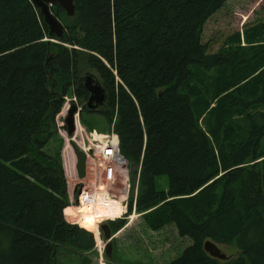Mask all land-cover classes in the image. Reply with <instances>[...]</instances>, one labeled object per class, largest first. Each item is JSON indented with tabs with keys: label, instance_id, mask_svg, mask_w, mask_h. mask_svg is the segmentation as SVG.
Returning a JSON list of instances; mask_svg holds the SVG:
<instances>
[{
	"label": "trees",
	"instance_id": "1",
	"mask_svg": "<svg viewBox=\"0 0 264 264\" xmlns=\"http://www.w3.org/2000/svg\"><path fill=\"white\" fill-rule=\"evenodd\" d=\"M226 2L74 0L72 16L51 6L57 38L31 0H0V264H61L65 252L90 264L92 232L63 213L55 117L66 95L87 129L97 111L108 129L115 119L138 174L127 215L134 207L149 229L173 223L192 239L168 264H264V13L212 51L204 24ZM88 70L105 94L99 110L85 106ZM206 239L236 251L211 257Z\"/></svg>",
	"mask_w": 264,
	"mask_h": 264
},
{
	"label": "rangeland",
	"instance_id": "2",
	"mask_svg": "<svg viewBox=\"0 0 264 264\" xmlns=\"http://www.w3.org/2000/svg\"><path fill=\"white\" fill-rule=\"evenodd\" d=\"M264 13V0H227V2L215 12L204 24V37H210V47L212 51H217L222 46H225L235 32H242V30L250 27L262 20ZM205 41V40H204ZM89 71V70H88ZM82 72L81 74H85ZM225 74V73H224ZM65 100V104H66ZM101 108V107H100ZM99 108V109H100ZM98 109V110H99ZM95 121V127L98 130H107L108 123L102 114L98 111L92 117ZM62 116L55 119L56 127L62 123ZM61 128H57L59 137L62 139V148L65 145V139ZM264 142V137L262 139ZM65 147L69 148L68 145ZM125 169L116 170L117 179L112 184L114 191L117 193V188L124 187V180L121 179ZM168 178L163 176L157 181L158 188H165ZM117 183V184H116ZM130 193L134 191L136 180L131 175L130 178ZM135 193V191H134ZM118 197V194H117ZM74 199L69 198V202L73 203ZM82 209V208H81ZM83 211V209H82ZM138 214V213H135ZM142 216L141 214H139ZM80 213L69 216L70 219L79 220ZM130 217L127 219L125 228L123 227L117 232H114L112 259H108V264H168L171 260L178 257L184 248L192 243V239L188 236H180L173 223L166 225L163 230L154 233V230L149 229L142 219L135 220L138 226H131ZM133 221V220H132ZM72 222V221H71ZM81 223V221H80ZM133 223V224H134ZM130 225V226H129ZM127 226V227H126ZM92 234L100 235V245L104 247L103 232L93 231ZM94 236V242H98V238ZM226 257L232 256L236 251L233 245L216 244ZM95 248V249H94ZM94 248L83 254L88 258L92 264L95 258L97 259V244ZM97 248V249H96ZM101 249V251H102ZM99 251V252H101ZM61 264H81L76 256L70 252H65L58 255Z\"/></svg>",
	"mask_w": 264,
	"mask_h": 264
},
{
	"label": "built area",
	"instance_id": "3",
	"mask_svg": "<svg viewBox=\"0 0 264 264\" xmlns=\"http://www.w3.org/2000/svg\"><path fill=\"white\" fill-rule=\"evenodd\" d=\"M112 131V130H111ZM109 133H97L95 130L85 133L84 137L78 142L86 153L85 176L82 179H76L82 183L79 201L91 206L94 209V217L100 219H111L117 211L126 209L129 200V190L127 188H119L118 197L112 199L109 190H103L96 185V182L104 181L107 184H113L117 176L116 170L125 169L128 176V161L121 153L117 143ZM99 222L95 223L96 229ZM97 259L93 264H106L103 249L98 252Z\"/></svg>",
	"mask_w": 264,
	"mask_h": 264
},
{
	"label": "water",
	"instance_id": "4",
	"mask_svg": "<svg viewBox=\"0 0 264 264\" xmlns=\"http://www.w3.org/2000/svg\"><path fill=\"white\" fill-rule=\"evenodd\" d=\"M35 6L40 8L42 15L44 16L45 22L49 27V35H56L57 37H61L63 33V27L59 21L50 13L49 11V3H57L63 8V10L68 14L72 15L74 11V0H32ZM83 79L85 80V87L90 91L89 97L86 101V106L88 108H95L98 105H101L105 100L104 91L99 86L98 82L95 80L93 74L87 73L83 75ZM77 112V106L71 104V108L68 110L66 117L64 119L65 122V131L66 136L70 139L69 146L74 153L75 156V164L74 167L77 171L78 177H83L85 174V154L81 148H79L76 142L71 138L73 132L75 130V116L74 113ZM82 184H77L73 193V197L75 200L80 192ZM106 224L102 223L100 228L103 232V240L105 242V254L107 258L111 257L112 254V231L108 228ZM204 250L212 257L218 259H225L226 255L221 252L218 246L211 240L207 239L203 244Z\"/></svg>",
	"mask_w": 264,
	"mask_h": 264
},
{
	"label": "bare ground",
	"instance_id": "5",
	"mask_svg": "<svg viewBox=\"0 0 264 264\" xmlns=\"http://www.w3.org/2000/svg\"><path fill=\"white\" fill-rule=\"evenodd\" d=\"M31 2H32V0H31ZM32 4L34 5V3L32 2ZM52 5H59L60 6V4H57V3H49V11H50V13L57 19V21H59L60 23H61V25H62V27H63V33H64V25L62 24V22L52 13V11H51V6ZM35 6V5H34ZM36 8H38L39 10H40V8L39 7H37V6H35ZM74 10H75V8H74ZM40 13H41V11H40ZM67 14V13H66ZM74 14V11H73V13H72V15ZM41 15H42V13H41ZM68 15V14H67ZM72 15H68V16H72ZM43 16V15H42ZM43 20H44V16H43ZM44 22H45V20H44ZM45 24L47 25V27H48V24L45 22ZM48 30H49V27H48ZM63 33H62V35H63ZM48 35H49V32H48ZM53 35V34H52ZM61 35V36H62ZM49 36H51V35H49ZM80 36V35H79ZM82 79H83V77H82ZM96 80V79H95ZM83 81H84V87H85V80L83 79ZM97 82H98V84H99V86L103 89V87L100 85V83H99V81L98 80H96ZM86 88V87H85ZM86 90L88 91V89L86 88ZM88 93L90 94V91H88ZM104 96H105V94H104ZM89 97V96H88ZM66 100V99H65ZM103 103H104V101H103ZM103 103L101 104V105H98V106H96L95 108H89L90 110H98L102 105H103ZM86 104V103H85ZM71 108V104L68 102V101H66V104H65V101H64V104H63V106H62V109H61V111H63V112H65L66 114L68 113V110ZM62 114V113H61ZM75 114L76 113H74V116H75ZM110 126H112L111 124H110ZM111 137H112V139L117 143V146L119 147V139H118V135L116 134V132L114 131V129H112V131H111ZM119 149H120V147H119ZM130 178H131V173H130V169L128 170V176H127V178L126 179H123L124 180V187L123 188H127L128 190H129V192H130V186H131V184H130ZM133 178H135V180H136V184H135V189H134V191H135V193H134V191H132L131 193H130V198H132L133 199V205L135 204V198H136V192H137V179H138V174H136L135 176H133ZM117 184V183H116ZM96 185L99 187V188H101V189H103V190H109V195L112 197V199H115V198H117V193L114 191V188H113V185L112 184H107V183H105L104 181H97L96 182ZM130 198H129V200H130ZM72 200V199H71ZM129 200H128V203H127V206H126V209L125 210H120V211H117L116 213H115V215L111 218V219H107V220H105L104 218H103V223L104 224H106L107 226H109V221H116V220H118V219H121V218H126V219H128L129 217H130V219H132V218H134L135 216H132V215H135V211H134V207H133V211H132V213L130 214V215H127V211H128V205H129ZM69 206H71V207H79V208H82L83 209V212H84V216H83V221H82V227H84V228H86V229H90V230H92V229H94V231L96 230V226H95V223L97 222H99V220L100 219H96L95 217H94V215H92V214H95V212H94V209L91 207V206H88V205H86V204H84L83 202H81V201H79V199H74L73 200V203H70L69 202ZM63 213H64V210H63ZM138 214H140V213H138ZM142 215V214H141ZM64 216L65 217H68L67 215H65L64 214ZM132 216V217H131ZM74 221H76V220H74ZM131 221V220H130ZM77 222V221H76ZM78 223V222H77ZM109 229H110V226L108 227ZM111 230V229H110ZM92 233H94V232H92ZM93 235H95L96 236V238H98V242H95V244H97L98 245V247H101V248H96L97 249V252H99V251H101V249H102V246L100 245V239H99V237L97 236V234L95 233V234H93ZM95 249V248H94Z\"/></svg>",
	"mask_w": 264,
	"mask_h": 264
},
{
	"label": "crops",
	"instance_id": "6",
	"mask_svg": "<svg viewBox=\"0 0 264 264\" xmlns=\"http://www.w3.org/2000/svg\"><path fill=\"white\" fill-rule=\"evenodd\" d=\"M61 154H62V163H63V167H64V171H65V176L67 179L69 176L73 175V173H74V170H73V168H74V156H73V153L71 152L70 148H67V147L62 148ZM77 213H80V215H81L80 219L77 220V222L80 226H82L81 223L83 221L84 212L82 211L81 208H79L78 206L77 207L68 206L64 209V214L68 216V217H65V219L68 222H71V221L73 222V219H70L69 216L75 215ZM80 221H81V223H80ZM131 223H132L133 227L134 226L137 227L139 222L134 223V224H133V222H131ZM87 230L90 232L94 231V229H92V230L87 229Z\"/></svg>",
	"mask_w": 264,
	"mask_h": 264
}]
</instances>
